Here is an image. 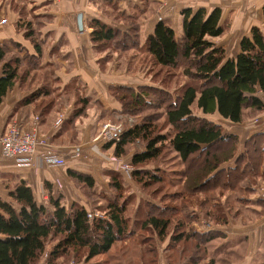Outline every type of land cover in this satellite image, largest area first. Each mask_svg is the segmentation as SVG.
<instances>
[{
  "label": "trees",
  "instance_id": "obj_1",
  "mask_svg": "<svg viewBox=\"0 0 264 264\" xmlns=\"http://www.w3.org/2000/svg\"><path fill=\"white\" fill-rule=\"evenodd\" d=\"M142 1L143 9L132 15L118 11L115 26L91 21L92 42L109 45L105 60L113 53L121 54L127 61L128 72L138 64L142 67L141 56L148 55L149 64L161 70L179 69L200 86L186 85L176 96L156 85L112 87L110 92L120 103L121 111L104 109L77 88L74 95L62 96L61 107L76 98L75 110L54 129V134H73L74 140L78 124L89 117L90 111L98 114V125L116 122V116L132 118L134 124H125L119 140L103 148L113 149L114 156L122 158L130 154L136 143L144 144L142 151L130 157L132 176L145 187L163 183L164 188L153 193L161 195L162 201L147 202L144 217L134 220L129 209L131 200L124 197L126 188L121 176L112 172L106 176L115 196H106L105 206L98 204L94 211L101 216H97L87 207L101 197L90 174L67 169L66 176L88 202L85 206L73 204L69 209L64 204L62 188L56 190L53 184H47L48 201L40 203L29 184L19 180L10 188L9 200L0 197V264H39L44 258L45 264L89 262L112 254L118 244L125 246L114 255L131 257L132 264H157L156 242H167L166 264L244 262L247 240L228 242L219 228L231 221L250 225L264 216V202H259L261 210H257L251 201L259 182H264V132L248 139L242 149L237 135L226 133L224 127L201 115L219 114L233 124H244L264 112L259 96L264 93V33L254 27L251 36L241 40L239 55L227 58L225 49L212 41L227 29L221 23L222 10L188 8L182 11L181 37L160 21L142 46L141 24L158 7L156 0ZM118 23L127 25V31L118 28ZM20 27L25 29L34 53L15 41L0 44V105L17 84L35 79L36 72H52L51 66L43 62L45 44L39 34L42 22L26 20ZM41 94L45 100L52 92L39 89L23 101V105H34L39 118L50 115L42 100L35 104ZM58 113L60 110L57 117ZM167 151L178 167L173 172L175 180L147 168ZM203 221L212 230L199 231L196 225Z\"/></svg>",
  "mask_w": 264,
  "mask_h": 264
},
{
  "label": "crops",
  "instance_id": "obj_2",
  "mask_svg": "<svg viewBox=\"0 0 264 264\" xmlns=\"http://www.w3.org/2000/svg\"><path fill=\"white\" fill-rule=\"evenodd\" d=\"M156 2L158 7L155 13L144 20L140 27L142 46L154 33L160 21L167 23L174 29L176 36L181 37L182 11L188 8L195 10L205 8L209 12L216 8L222 10L221 23L227 29L222 36L212 41L225 49L227 58H236L239 55L241 40L244 37H250L254 27L264 33V0H156ZM142 9V0H0V22H7L4 26L0 25V44L15 41L23 45L30 53H34L31 41L25 37V29L20 26L26 20L38 19L42 22L39 30L40 39L45 44L43 62L52 68V72L47 69L50 74L46 71V75L42 78L38 76L32 79V77L24 84H17L3 99L0 105V138L9 123L16 121L21 125L30 126L34 119L39 117L34 105H23V101L34 92L43 89L52 94L45 100H42L44 94H41L35 104L42 100L52 117L49 118V115L39 118L40 130L52 143L53 151L65 159L63 167L41 166L40 163L31 167H20L14 161L3 158L0 144V197L2 199L9 200L10 188H13L19 180H24L33 189L37 201L47 203L49 191L46 185L53 184L54 189L57 190L55 186L59 182L62 187L61 192L65 196L64 204L68 209L73 204L85 206L80 192L66 176L67 169L72 167L69 166L70 158H74L73 155H69L76 149H71L74 146L73 138L67 133L61 134L62 136L58 134L59 137L54 134L55 117L53 115L60 110L58 114L63 116V121L71 115L75 110L76 98L74 97L71 104L65 107H61L60 103L63 95H74V90L77 88L84 96L99 102L104 109L121 111L120 103L110 92L112 87L135 88L140 85H155L141 83L140 79L128 75L124 68L126 64L124 57L113 53L108 60H105L107 50L101 48L102 44L93 43L91 40L93 31L90 26L91 21L100 20L115 26L114 18L118 17V11L132 15L134 11ZM80 14L82 15L81 26L78 24ZM121 24L123 23H118V28L122 27ZM259 96L264 102V93L260 92ZM55 97L57 100H54ZM59 106L60 109H57ZM202 116L224 127L226 133L237 135L242 149L248 139L264 132V112L244 124H233L219 114ZM97 120L98 114H93L88 124H84L86 131L80 135V144L84 145L92 140L91 133L94 128L101 129L102 125H98ZM79 125L81 127L80 123ZM100 171L89 168V172L86 173L98 177ZM251 201L255 209L261 210L259 202H264L263 181L259 182ZM196 227L199 231L212 230V227L205 228L204 223ZM220 230L226 234L228 242L247 240L248 258L251 262L264 248V216L250 225L231 221ZM108 264L112 262L109 261Z\"/></svg>",
  "mask_w": 264,
  "mask_h": 264
},
{
  "label": "rangeland",
  "instance_id": "obj_3",
  "mask_svg": "<svg viewBox=\"0 0 264 264\" xmlns=\"http://www.w3.org/2000/svg\"><path fill=\"white\" fill-rule=\"evenodd\" d=\"M121 28L122 30L125 27H128L127 25L121 24ZM125 30L127 31V29L125 28ZM109 47V45H102V49H106ZM111 48V46H110ZM117 54V53H116ZM132 54V53H131ZM119 56H122L121 54H118ZM150 57L148 55H142L141 56V60L142 62L144 61V65L141 67L140 64L137 65L136 68H134L132 71L128 72V66H127V61L125 59V63L124 64V68L125 71L128 75L130 76H134L135 79H140V82H146L148 84H155L158 87H162L163 89H166V91H168L169 93H171L173 96H176L177 94H179L186 85H190V84H195L197 86H200V83L198 82H193L191 81L189 78L183 76L181 74V71L178 69H163L161 70L159 67L154 66L153 64H149L150 62ZM120 69V66L118 67ZM46 71H40V72H36L34 75H36V77H44L46 75L45 73ZM94 113H96V111H90V115L92 116ZM89 115V117H90ZM55 118V121L57 122V120L59 119V116L57 117L56 115H53ZM202 116V115H201ZM52 116L50 115L49 118H51ZM87 118L86 120L81 121V127L80 125L78 126V128L76 129V138H74L73 140V148H76L73 153H71L69 156L73 155V157L79 153L78 157H74L73 159L70 158L69 161V166H72L71 169H75L77 171L86 173L89 172V168L90 169H96L101 170L99 173L98 177H94L96 180V185H95V190L97 192V194H100V199L95 200L94 201V205H89L88 204V210H90V212H93L95 215L97 216H101V213L98 211H94L96 207H98L99 205H104L106 204L105 198H114V192L110 189V180L109 178L106 176L108 173H112V172H116L121 176V180L123 182V185L126 188V192L124 194V197H129L131 200V204L129 206L130 209V214L132 215L134 220H140L144 217L145 213L147 212V207H146V203L147 202H154L155 201H162L161 200V195H159L158 193H156L155 195H153L154 191L157 189L162 190L164 188V184L163 183H157L155 185H152L150 187H145L143 186L141 183H138L134 177L132 176L134 168L131 165L130 162V157L131 155H133V153L137 152V151H142V149L145 147L144 144L142 143H136L130 154L122 157V158H117L114 156V150L110 149V150H105L103 148V145L113 142L115 140H107L104 137H100V134L102 133L104 127L106 125H111V126H115L118 127L119 129L116 132V135L118 137V140L120 138V134L122 133V131L125 128V124L128 123L129 125H133L134 124V120L132 118H125L123 116H116V122H106L105 124H101V129L99 130V128H94L92 130L91 133V141L88 143L80 144V138H81V133L86 131V128L84 127V124H88V120L90 118ZM160 123L163 124V117H161L160 119ZM55 122V123H56ZM43 134V133H42ZM73 134H71L70 136H72ZM116 140V141H118ZM73 162V163H71ZM176 160L173 158L172 154L167 151L163 157L155 164H151L150 166H148L147 168L151 171H157L160 173H165L167 175V178L175 180V178L173 177V175L175 173H173L174 171L178 170L177 165H175ZM88 174V173H87ZM62 188V187H61ZM60 188V189H61ZM59 191V190H58ZM171 191V190H168ZM107 196V197H106ZM104 197V199H103ZM83 198V197H82ZM86 199V198H85ZM84 203L85 200L83 198ZM99 202V203H98ZM88 203V202H87ZM86 203V204H87ZM194 204L196 202H193ZM99 204V205H98ZM167 204L169 205L170 203ZM105 206V205H104ZM140 210L138 215H135V212L137 210ZM89 212V211H88ZM260 220V219H259ZM257 222V221H256ZM201 223H204V227L208 228V227H212L210 226L206 221H203ZM255 223V222H254ZM220 229V228H219ZM203 231V230H201ZM238 242V241H237ZM233 243V242H231ZM155 245V243H154ZM157 245V252H158V259H157V264H166L165 262V257H166V253H167V242L164 244H160L159 242H156ZM125 245L118 244L117 250L114 251L112 254H108L106 256L103 257H98L93 259L92 261H76V260H72L70 261L68 264H96V263H103L106 261H110L112 262V264H115V262L118 261H124L127 264H132L128 259V257L126 258H122V256H116L114 254L118 253L119 248H123ZM149 246V245H147ZM248 242L246 244V256H245V260L242 264H262L264 262V248H262V250H260V252L253 258L252 262L250 260V258H248ZM50 249V247L48 248V250ZM134 254H136V251H133ZM138 254V253H137ZM116 256V257H114ZM139 256V254H138ZM102 260V261H100ZM46 263V259L44 258L43 260H41V262L39 264H45ZM154 264V263H153Z\"/></svg>",
  "mask_w": 264,
  "mask_h": 264
},
{
  "label": "built area",
  "instance_id": "obj_4",
  "mask_svg": "<svg viewBox=\"0 0 264 264\" xmlns=\"http://www.w3.org/2000/svg\"><path fill=\"white\" fill-rule=\"evenodd\" d=\"M6 23L2 21L0 25L4 26ZM62 122L63 116L60 115L55 128ZM118 129V127L106 125L100 137L109 141L118 140L116 135ZM0 144L3 158L14 161L20 167H31L36 163L47 167L65 166L64 157L53 151L52 143L42 134L39 117H36L30 126L21 125L16 121L9 123L0 138ZM78 156L79 153L74 157ZM56 187L60 189L61 184L57 182Z\"/></svg>",
  "mask_w": 264,
  "mask_h": 264
},
{
  "label": "water",
  "instance_id": "obj_5",
  "mask_svg": "<svg viewBox=\"0 0 264 264\" xmlns=\"http://www.w3.org/2000/svg\"><path fill=\"white\" fill-rule=\"evenodd\" d=\"M78 24L79 26L82 25V15L81 14L78 16Z\"/></svg>",
  "mask_w": 264,
  "mask_h": 264
}]
</instances>
